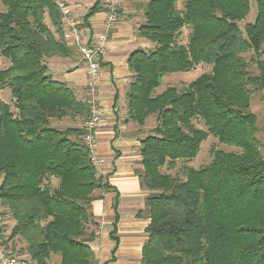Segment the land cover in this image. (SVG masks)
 <instances>
[{
  "label": "trees",
  "instance_id": "obj_1",
  "mask_svg": "<svg viewBox=\"0 0 264 264\" xmlns=\"http://www.w3.org/2000/svg\"><path fill=\"white\" fill-rule=\"evenodd\" d=\"M177 1L141 6L138 34L154 46L127 60L126 121L142 127L155 118L139 141V179L149 191L141 264H264V158L250 110L253 93L264 94V0H254L255 18L243 29L250 0H186L181 10ZM1 3L0 57L8 65L0 88L10 90L12 106L0 101V207L14 220L1 239L13 252L8 242L20 239L15 253L33 264H51L53 255L60 264H91L92 194L111 187L97 175L82 128L52 125L88 117L84 101L48 75L47 59L69 54L56 0ZM98 10L96 1L87 17ZM184 28L188 40L178 43ZM199 64L210 73L183 90L155 92L164 75ZM209 135L237 151L212 150L208 165L187 167L182 179L168 174L178 161L192 160ZM50 177L58 181L54 188ZM117 220L115 212L116 243Z\"/></svg>",
  "mask_w": 264,
  "mask_h": 264
},
{
  "label": "crops",
  "instance_id": "obj_2",
  "mask_svg": "<svg viewBox=\"0 0 264 264\" xmlns=\"http://www.w3.org/2000/svg\"><path fill=\"white\" fill-rule=\"evenodd\" d=\"M64 1L71 11L69 18L77 24L84 36L93 37L102 30L107 13V0ZM96 1L100 4V10L87 17ZM115 1L121 5L123 12L120 9V18L108 34L105 53L100 63L99 90L104 117L96 134L95 150L97 158L101 161L100 165L96 166L97 175L111 189L96 190L92 194L94 200L90 211L98 229L94 228L95 238L88 245L93 252L91 264H117L120 258L126 260L122 264H141L142 246L147 238L145 228L149 223L145 212V199L149 191L142 186L139 179L142 172L139 141L148 134V129L147 125L140 127L134 122L126 121V93L132 80L127 60L132 52L148 51L153 45L138 34L142 19L141 6L148 0L130 2L135 11H140V16L133 15L135 11L126 15L130 12L127 0ZM67 28L66 24H62L65 42L68 41ZM67 46L69 54L66 57L47 59L48 75L56 82L65 83L77 100L84 101L87 95L85 66L75 48L69 44ZM65 119H70L72 125H68ZM83 122L84 120L79 118L65 117L57 121L58 125L53 126L61 129L81 127ZM115 212L118 220L113 237L118 240L117 243L111 234ZM138 212H141L139 216ZM53 257L51 264H60V256Z\"/></svg>",
  "mask_w": 264,
  "mask_h": 264
},
{
  "label": "rangeland",
  "instance_id": "obj_3",
  "mask_svg": "<svg viewBox=\"0 0 264 264\" xmlns=\"http://www.w3.org/2000/svg\"><path fill=\"white\" fill-rule=\"evenodd\" d=\"M138 0H127V3L129 4V11L126 15L128 16L129 13H132L134 10V6L130 5L132 3L130 2H135ZM144 2L145 0H139V2ZM147 1V0H146ZM186 0H178L176 3V7L178 10H181L183 8L184 2ZM251 3V8L248 16L243 20L242 22L239 23L240 28L243 29L245 24L253 22L255 15H256V10H255V4L254 0H250ZM3 6L0 0V12L3 11ZM120 9L123 12V9L121 8V5H117V13H118V18H120ZM140 13L139 10L135 11L132 13L133 15H138ZM143 13V12H142ZM140 16V15H138ZM141 18L143 16H140ZM138 20V18H136ZM143 19V18H142ZM142 19L140 20L142 22ZM139 21V22H140ZM140 22V24H141ZM138 23V22H137ZM189 30L187 28H184L181 31V34L179 35L177 42L178 43H186L189 37ZM153 46L154 44L151 43ZM264 48V46H263ZM152 48H149L151 50ZM252 53H248L244 55V58L248 62V69L252 75L257 74V68L255 63L251 62L250 59L252 57ZM261 59H264V55L261 56ZM7 62H4L1 57H0V70L5 68L7 66ZM211 71V66L205 65V64H199L197 66H194L192 69H190L187 72H182V73H176V74H169V75H164L159 87L156 89V93H160L166 89V87H175L177 90H183L184 88L187 87L189 83L194 81L197 77H199L202 74L210 73ZM0 101L9 104L12 106V99L10 95V90L7 88H0ZM250 110L252 113H254L257 117V126L259 128V134H258V139L260 142V153L262 158H264V94L263 93H253L251 96V102H250ZM66 122H68V125H72L70 122V119H65ZM52 125H58L57 121H52ZM193 123L195 126H197L200 129L204 130L203 124L198 121V120H193ZM146 125L147 129H151L155 125V118L151 116L146 120ZM147 129H143L147 130ZM212 150H221V151H226V152H236L237 149L233 147H229L224 144H220L216 139H214L212 136H208L204 142H202L201 147L197 155L190 161H178L176 163L175 168L172 171H168V174L171 176H176L178 178H183L184 176V171L187 167L194 168V169H199L203 166L208 165L211 162L212 159ZM162 172L165 173V170L162 169ZM50 187L54 188L57 186L58 181L54 177H50L48 179ZM3 216H4V224L2 228V236L6 238L9 233L11 228L14 225V220L13 218L9 215V212L4 210V208L0 207ZM104 222V221H103ZM96 226L91 225V230H94ZM97 228V227H96ZM95 228V230H96ZM98 229V228H97ZM98 231V230H97ZM102 232V231H101ZM10 245L12 244V248H14V252L17 253V251L23 246V242L20 239H16L13 242H8ZM53 257V256H52ZM54 260V257L51 259ZM50 260V262H51ZM56 260V258H55ZM123 262H126L124 259H119L117 260V264H122Z\"/></svg>",
  "mask_w": 264,
  "mask_h": 264
},
{
  "label": "built area",
  "instance_id": "obj_4",
  "mask_svg": "<svg viewBox=\"0 0 264 264\" xmlns=\"http://www.w3.org/2000/svg\"><path fill=\"white\" fill-rule=\"evenodd\" d=\"M61 23L66 24L67 39L69 46L75 48L81 57V61L85 66L86 73V98L84 103L88 109V117L82 123L83 135L81 141L91 155V161L95 166L100 165L97 158L96 150V134L101 127L104 117V109L101 104L100 97V63L105 53L107 38L110 30L118 21L117 5L115 0L106 1V18L102 26V30L93 37L84 36L77 24L72 21L70 16V8L64 0H56ZM4 224V216L0 209V264H33L25 255H19L6 248V244L2 241V228Z\"/></svg>",
  "mask_w": 264,
  "mask_h": 264
}]
</instances>
